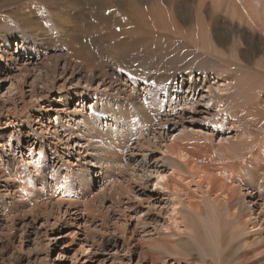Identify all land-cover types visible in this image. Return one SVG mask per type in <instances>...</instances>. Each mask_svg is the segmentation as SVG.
<instances>
[{
    "label": "rangeland",
    "instance_id": "374dc122",
    "mask_svg": "<svg viewBox=\"0 0 264 264\" xmlns=\"http://www.w3.org/2000/svg\"><path fill=\"white\" fill-rule=\"evenodd\" d=\"M17 1L0 0V34L7 35L13 41L20 36H28L34 40L45 38L47 46L50 49L49 58H51L52 61L53 59L57 60V62L59 61L60 64V67L56 66V68L48 72L47 78L45 77L46 80L51 81V79H53L54 82H58L57 79L60 75L61 65L69 59L67 72L72 68L80 69L86 79H91L99 75L98 78L109 80L113 85H120L124 77L130 80L127 98H125L123 94L117 95L115 91H108L102 95L103 101L108 100L112 104L116 102L114 99H126L129 100L131 104H141V110H148L151 101L148 93L149 90L151 91L153 89L157 91L159 100L164 103V111H166V107H168V100L165 99L173 96L172 93L171 95L167 94L168 91L165 90V88L169 86L170 84L168 83H172L173 80L179 82L181 76L191 74L194 78L204 74L210 79L213 77L212 72L225 70L224 75L228 76L231 81L233 80V85L229 95L230 98H225L224 100L226 102L224 100L221 101L223 107L222 110H219L217 113L214 112L217 108H214V110L212 109V112L208 114L203 112H201L202 114H191L194 117L191 123H189L191 119H187V116H184L185 118L181 120L182 123L178 120L179 118H176L178 120V127H176L177 129L174 132L170 131V127L167 131H164L161 129L163 125L161 122L162 120H154L151 123L152 128L150 132L143 133V138H138L142 143L140 145L141 148L138 149L134 146L135 144L130 146L131 153H128V151L124 153V159L127 160H129L128 158L131 154L130 158L133 160L130 161V166L125 169H116L113 173L114 178L112 179V183L103 190L104 192L101 191L100 194L98 192L94 201H86L90 204L88 206L90 210L87 209V212H89L84 213V219L86 221L88 220L89 223L87 221L85 227L80 226L81 228L79 227L80 229L78 231H82L84 228L82 232H86L87 235L91 237V246H86L87 248L85 246L80 247L81 249L78 248L79 244L75 239L79 237L77 234H73L74 236L72 237H69L71 235L63 237V235L67 234L69 231H77V227H75L76 225L70 221L71 219L69 216L64 214V210L59 206L58 200L62 198L56 191L52 190V188H55L54 185L52 186V184H50L51 188L49 193L44 190L42 194H39L41 200L40 202L38 200L34 203V205L36 204L34 209H30L31 207L29 205L33 204H29L27 199H25L26 201L23 200V203L25 201L28 204H23L21 202L22 199L18 201V194L8 195L0 192V264H141L142 247L158 256L164 257L168 253L161 252L157 247L167 240H171L172 245L174 244L173 247L177 250L178 248L186 246L185 242H189V254L193 256V259L190 260L192 264H199L202 251L210 254L207 253L208 256L205 257L208 264H219L220 261L218 260L220 256L223 258L224 255L228 254L231 250L237 252L239 256H242L246 264H248V262L250 263V261L252 262L251 254L248 252V248L250 247L249 243L244 244L243 242L244 251H239L241 248L239 250L231 248L239 239L243 237L246 238L247 236L250 237V234L245 233L241 236L238 234L239 230L235 228L237 223H234L232 216H229V211L226 212L220 203L217 202V204H214L217 209L215 214H213L214 217L209 210V204L206 203L208 197L204 192L207 191L209 193L210 191L207 177L220 178L219 187L220 184H223V181L228 178L235 180L236 184V173L230 170V166H225V164L228 166L227 163L229 161L227 159H223L213 152L211 155L215 158H211L213 161L208 163L210 164L208 166L207 163L200 162L201 160L195 157L198 156L195 154L197 149L185 151V160L188 162L190 161L189 167L192 163V167H190L191 171L189 173L184 172L175 174L177 178H180L179 174L181 175L179 184L175 186L178 190L177 196L180 197V200L188 202L190 196H193L195 199L202 197V199L198 200L203 209L201 218L198 213H193V210H189L190 208H185V211H183L185 216L182 218L183 227V220L185 219V222L189 225L188 231L195 235L197 232L199 233L198 236H195V243L189 240L187 236L181 234H175L171 237L162 236V234H160L161 236L158 237V231L162 232L164 230V228L161 230H159V228L163 225L164 220L167 221L166 206L164 205L166 200L162 193L158 194V191H154L155 188H157L155 181L157 180L156 173H158V170L156 171V167L162 165L159 159V157L161 158L162 156V151L160 152V149L157 148H160V145L169 142L175 135H178L180 133L179 130L182 129L181 126H186L187 128L190 126L193 127L192 130H190V128L184 130L187 132L184 136H187L186 138L193 141L196 139V133L198 132L195 130L200 129L204 131L206 128L209 130L214 128L216 130L212 133L213 135L219 130L217 125L213 126L209 123L212 119L219 120V117L221 118L226 114V116L232 115L233 118L230 117L234 120V117H238L236 119L241 117L239 114L244 116L246 112H248V115L254 113L255 116H253V118L245 116L248 120L244 118V121L247 120L251 124V134L256 141L252 147L247 148L243 152L240 159H252V154L264 150V128L260 126L264 122L259 124L264 118V46L262 45L263 47H260L254 57L248 58L244 55L239 56L238 50L236 52L232 51V57L231 51H229L231 43L228 42L223 45L224 47L220 46L223 52L219 49L221 51V54H219L220 51L215 52L210 44H207V37L204 34H200V39V35L195 36L191 31L174 32L171 30L167 31L165 28L159 29L158 27L161 25H172L166 23L168 21L155 13L156 8L154 4H151L152 6L150 4L143 6L141 3H137V6L140 5L138 8L141 13L139 16L137 15L135 19H108L106 21L104 19L102 21V19H81L70 13L67 14V10L75 7L71 4L73 0H53L54 5H48L47 7L42 6L39 2H28V0ZM25 2L29 4H24ZM126 21L131 22L130 24L134 21V23L138 25L137 28L139 31L136 28V32L131 30H129L130 32H126L122 26L125 25L124 22ZM107 25L108 27H115L114 30H108ZM141 26H143V28H145V26H151L153 29L148 28L145 31L141 29ZM155 28L159 30H155ZM196 37L200 40H197ZM239 41L240 47L244 49L243 41ZM204 42L205 44H201ZM234 53L236 55H234ZM232 58H234V60ZM62 83L63 80L59 81L57 84H51L53 89L50 96L53 94L52 97H54L55 94L57 95L55 86H61L60 84ZM135 83L138 84L139 89L142 85L146 88L143 90H135L132 88ZM5 84L8 85V81ZM80 85L84 86L85 84L81 82ZM25 88L24 84L23 90H25ZM63 90H66V88ZM140 91L141 99L137 94ZM13 93L7 98H4V96L0 94V155L2 158L9 155L7 142L11 136L10 142L12 144L11 149L14 159L17 162L20 160L23 165H28L27 161L29 160V156L27 150L24 149V137L30 127L39 135L38 129H35L37 126L35 122L38 119L37 113L39 112L36 110H41V108L35 105L36 99L31 100L26 95L20 97L15 94V91H13ZM76 100L75 98V101ZM128 107L129 110L127 115L129 118H132L129 111L134 110L135 112V109H133L134 107L132 105ZM53 117L54 114H51V118ZM170 133L172 134L168 137ZM153 135L156 138H154ZM42 138L43 143L48 146L47 159L50 164L48 169L52 168L54 171L57 165L65 161L61 173L67 174L71 169L74 170V167H76H72V164L77 163L79 165L85 162L83 153H78V149H75L73 146L74 142H69L70 146L65 145V143L68 144V141L63 139L61 141L56 140V143L52 144L49 143V139L48 137L46 138L45 134ZM144 138L149 139V143H144ZM138 139H136L134 143H136ZM200 139L201 142H205V140H202L203 138ZM29 144H32L29 149L33 151L35 157L36 154L39 153V144L33 142ZM67 146L72 147L70 149ZM51 148L55 150L58 161H56L57 158H50ZM188 153L190 156L187 155ZM1 164L3 165V163ZM201 164H204L205 167ZM223 167H225L226 170L225 168L223 169ZM161 169L164 170V166ZM185 171L187 170L185 169ZM198 171H200V174H198ZM231 174H233V177H231ZM65 175L62 174L60 179L66 182L70 181L71 177H69L68 174L66 175L67 177ZM202 176H206L207 179H205L207 181L205 179L203 180L202 178L204 177ZM97 180L99 179L95 176V182ZM178 185H180V187L177 188ZM229 185H227V188L236 187L233 184ZM130 188L134 193L136 192V198H134L132 194L129 195L127 193ZM152 194L154 195L149 198L151 201L149 202L150 205H147L145 203V198ZM22 197L19 196V198ZM52 198L54 200L49 203L48 200ZM42 204H46L47 206H43ZM71 217L73 216L71 215ZM167 222L169 223V221ZM213 222L216 226H213ZM154 227H156V229H154ZM261 227L264 228V225ZM212 228L218 231L216 238L217 240L219 239V243L216 245L210 241L211 236H209L208 233ZM182 231H184L183 228L179 230V232ZM185 231L187 232V230ZM236 234H238L237 238H235ZM148 235L152 238L158 237L159 241L155 245L153 244V246L149 247L148 243L152 241H144L149 237ZM70 240H72V244L69 246L65 242ZM143 242H145V244ZM220 243L222 246H220ZM252 254L254 255V253ZM248 255L250 260L246 258ZM175 259H177V256L171 257L169 263Z\"/></svg>",
    "mask_w": 264,
    "mask_h": 264
},
{
    "label": "bare ground",
    "instance_id": "6f19581e",
    "mask_svg": "<svg viewBox=\"0 0 264 264\" xmlns=\"http://www.w3.org/2000/svg\"><path fill=\"white\" fill-rule=\"evenodd\" d=\"M32 1L36 3L39 2L45 7L54 5L53 0H28V2ZM137 3H141L143 6L154 4L156 8L155 13L168 21L166 23L172 25L162 26L160 24L161 26L158 27L159 29L165 28L167 31L171 30L174 32L191 31L195 36L204 34L207 37V44L209 43L215 52L220 51V46L230 42L231 46L229 47L231 48L227 47L229 51H231L232 57V51L236 52L238 50L239 56L244 55L251 58L256 55L262 45L264 46V0H73L71 4L75 7L67 10V14L70 13L81 19H102V21L104 19L105 21L108 19L129 20V18H137V15L139 16L141 13L138 8L140 5L137 6ZM24 4L29 3L25 2ZM134 21L132 24L128 21L124 22L125 25H122L123 29L126 30V32H130L129 30L135 31L138 25L135 24ZM151 26H145V28L141 26V29L145 31L148 28L153 29ZM114 28L115 27H108L107 25L108 30L112 31ZM157 29L155 28V30ZM198 39L199 38H197V40ZM239 40L243 41L244 49L240 47ZM201 44H205V42ZM49 51L50 49L47 46L45 38L34 40L28 36H20L13 41L7 35L0 34V94H2L4 98H7L15 91V94L20 97L26 95L31 100L36 99L35 105L41 108V110H36L39 112L37 113L38 119L35 122V125H37L35 129H38L39 135L30 127L24 137V149L27 150L29 156V160L27 161L28 165H23L20 160L17 162L14 159L11 149L12 144L10 142L11 136L7 142L9 155L4 158L0 155V164L3 163V165L1 164L2 167L0 166V192L8 195L18 194V201L22 199L21 202L23 203V200L27 199L29 204H33L29 205L31 207L30 209H34V206H36L34 203L38 200L40 202L41 200L39 194H42L44 190L49 193L51 188L50 184H52V186L54 185L55 188H52V190L56 191L62 198L58 200L59 206L64 210L61 211L68 215L71 219L70 221L77 227V231H69L67 234H64L63 237H68L69 235H71L69 237H72L74 236L73 234H77L79 237L75 239L79 244L78 248L81 249L80 247L91 246V237H89L86 232H82L84 228L82 231H78L81 227L87 225L88 220L86 221L84 219V213L87 212V209L90 210L88 207L90 204L86 201H94L98 192L100 194L101 191L105 190L107 186L112 183V179L114 178L113 173L116 169H125L130 166V161L133 160L130 158L131 154L129 155V160L124 159L125 152L127 153L128 151V153H131L130 146L135 144L134 146L138 149L141 148L140 145L142 143L140 139L144 136L143 133L150 132L152 128L151 123L154 120H162L161 122L163 125L161 129L164 131H167L170 127V131L174 132L177 129L176 127H178V120H183V118H185L184 116H187L186 118L189 120L191 119L189 122L191 123L194 119L191 114L201 112L208 114L212 112L214 108H217V110H214L216 113L222 110L223 106L221 105V101L229 97L233 80L231 81L228 76L224 75L225 70L212 72L213 77L210 78L212 80L207 78L204 74L194 78L191 74H187L181 76L179 82L173 80L172 83H168L170 85L165 88V90L168 91L167 94H173L171 98L165 99L168 100L166 111L163 110L164 103L159 100L157 91L153 89L151 91L149 90L148 93L151 99L148 110H141V104H131L129 100L126 99H114L116 102L112 104L108 100L103 101L102 95L108 91H115L117 95L123 94L124 97L127 98L129 79L124 77L120 85H113L109 80L98 78L99 75L91 79H86L80 69L72 68L67 72L69 65L68 59L61 65L62 68L57 79L58 82L63 80V83L60 84L61 86H55L57 95L55 94V96L52 97L54 94L50 96L53 89L51 84H57L58 82H54L53 79H51V81L46 80V78L48 72L60 64L59 61L57 62L55 59L52 61L51 58H49ZM221 51L219 54H221ZM234 55L236 54L234 53ZM232 59L234 60V58ZM7 81L8 85L5 84ZM81 82L85 85L81 86ZM24 84L26 87L25 90H23ZM64 88H66V90H63ZM132 88L135 90H143L146 87L142 85L139 89L138 84L135 83ZM137 94L141 99V91ZM75 98L77 99L76 101ZM129 105H132L134 107L133 109H135V112L134 110L129 111L132 118H129L127 115ZM51 114H54L53 118H51ZM230 116L233 118L232 115L226 116V114H224L223 117H219V120H210L209 123L213 126L217 125L219 128L214 135L212 134L216 130L214 128H212V130L206 128L204 131L200 129L195 130L198 131L196 133L197 137L192 141L186 138L187 136H184L187 133L184 130L188 128L192 130L193 127L190 126L187 128L186 126H181L182 129L179 130L180 133L178 135H175L169 142L160 145L163 148H157L160 149V152L162 151V156L161 158L159 157L162 165L156 167V171L158 170V173H156L157 180L155 181L157 188H155L154 192L158 191V194L162 193L165 196L166 201L164 205L166 206L167 221H169L168 223L164 220L163 225L159 228V230L162 228H164V230L162 232L158 231V237L161 236L160 234L170 237L175 234H181L187 236L189 240L195 243V236H198L199 233L197 232L195 235L189 232V225L185 222V219L183 222L184 227H186H183L182 218L185 217L183 211H185V208H190L189 210H193V213H198L201 218L203 209L198 200L202 199V197L195 199L193 196L189 195L188 202L180 200V197L177 196L178 190L175 186L179 184L181 175L179 174L180 178H177L175 174L184 172L189 173L191 171L190 167H192V163L189 167L190 161L188 162L185 160V151L197 149L195 154L198 156H194L198 157L199 160H201L200 162L207 163L208 166L210 165L208 163L213 161L211 158H215L211 155V153L214 152L216 155L229 161H226L228 162V166L226 164L225 166H230V170L236 173V184L235 180L227 177L228 179L223 181V184H220L219 187L220 178L207 177L210 191L209 193L207 191L204 193L208 197L206 203L209 204V210L214 217L213 214L217 211L214 204L218 202L226 212L229 211V216H232L234 223H237L235 228L239 230L238 234L240 236L245 233L250 234V237H246L249 239L243 237L231 248L238 250L241 248L239 251H244L243 242L244 244L249 243L250 247L248 248V252L251 254L253 263L250 261L248 264H264V228L261 227L264 225V150L252 154V159L241 160L240 158L243 152L247 148L252 147L256 141L251 134V124L247 121L248 119L245 116L253 118L255 115L254 113L248 115V112H246L244 116L239 114V116H241L239 119H236L238 117H234V120H232ZM176 118L179 119L177 120ZM244 118L247 120L244 121ZM263 122L264 118L259 124ZM260 126L264 128V123ZM44 134L46 138L48 137L49 143L52 144L56 143V140L61 141L63 139L68 141V144L65 143V145H69V142H74L73 146L75 149H78L77 152L83 153L85 162L79 165L77 163L72 164V167H76H74V170L71 169V171L67 173L68 176L71 177V180L69 179L70 181L66 182L60 179L62 174H66L61 173L65 161L61 162L62 164L55 165L56 168L54 171L52 168L48 169V167H50L47 159L48 146L44 144L42 140ZM171 134L172 133L168 134V137H170ZM154 135L153 137L156 138ZM139 137L140 139H138ZM200 138H203L202 140H205V142H201ZM136 139L138 140L134 143ZM143 140L144 143H149V139L144 138ZM30 142L39 144V153L36 154L35 157L33 151L29 149L32 145L29 144ZM71 147L69 148L71 149ZM187 155L190 156L189 153ZM50 156L51 159L57 158L56 161H58V156L53 148L50 149ZM163 166L164 170L161 169ZM202 166L205 167L204 164ZM224 168L225 167H223V169ZM185 169L187 171H185ZM223 172L226 173L225 171ZM198 174H200V171H198ZM231 175V177H233V174ZM95 176L99 179L96 182ZM162 177L163 179H161ZM205 178L206 176L202 179L204 180ZM229 184H233L236 187H228V189L227 185ZM178 187H180V185H178L177 188ZM127 193L129 195L132 194L134 198L137 197L135 194L136 192L134 193L131 188L128 189ZM153 195L154 194L145 198V203L147 205H150L149 202L151 201L149 198ZM19 196L24 197L19 198ZM52 200L54 199L48 200L49 203H51ZM25 201L24 203H26ZM42 205L44 206L46 204ZM71 215L73 217H71ZM214 222L213 226H216ZM182 228L184 231L179 232ZM154 229H156V227H154ZM185 230H187V232ZM217 232L218 231L213 228L210 232L208 231L209 236H211L210 241L215 243V245L219 243V239L217 240L216 238ZM238 234L235 235V238L238 237ZM158 237L152 238L149 236L144 241H152L148 243V246L151 247L159 241ZM65 243L70 246L72 240ZM143 243L145 244V242ZM185 244L186 246L178 248L177 250L173 247L174 244L172 245L171 240L162 243L157 249L161 250V252L168 253L166 256L163 255L164 257L158 256L142 247L140 263L192 264L190 260L193 259V256L189 254L190 249L188 248L190 243L185 242ZM220 246H222L221 243ZM205 253L206 252L202 251L199 264H208L205 257L208 256L209 253ZM252 253H254V255ZM175 256H177V259L169 263L171 257ZM246 258L250 260L249 255ZM218 261H220L219 264H246L243 257L239 256L237 252L233 250L229 251L223 258L220 256Z\"/></svg>",
    "mask_w": 264,
    "mask_h": 264
},
{
    "label": "snow or ice",
    "instance_id": "6c2138e0",
    "mask_svg": "<svg viewBox=\"0 0 264 264\" xmlns=\"http://www.w3.org/2000/svg\"><path fill=\"white\" fill-rule=\"evenodd\" d=\"M161 179H163V177Z\"/></svg>",
    "mask_w": 264,
    "mask_h": 264
}]
</instances>
